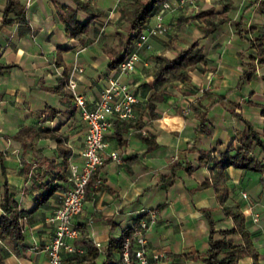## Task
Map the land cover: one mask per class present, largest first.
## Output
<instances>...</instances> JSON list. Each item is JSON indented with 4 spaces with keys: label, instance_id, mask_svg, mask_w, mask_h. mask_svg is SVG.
<instances>
[{
    "label": "crops",
    "instance_id": "obj_1",
    "mask_svg": "<svg viewBox=\"0 0 264 264\" xmlns=\"http://www.w3.org/2000/svg\"><path fill=\"white\" fill-rule=\"evenodd\" d=\"M12 1L13 7L4 14L8 0H0V63L10 64L0 73V202L6 181L26 210V235L18 252L5 246L3 255L7 264H47L44 243L54 229L47 217L58 205L68 176L55 179L62 185L44 201L36 204V195L43 189L40 183L58 169L47 159L58 162L59 147L69 148L68 163L81 160L86 130L64 74L77 63L82 70L75 72L76 90L88 103L98 96L108 76L117 71L109 62L115 29L122 21L121 8L128 0H89L88 8H78L74 16L79 21L94 14L81 36L69 35L61 17L65 12L61 5L74 7L75 0ZM225 5L228 19L204 32L202 20L193 14L206 8L222 12ZM164 18L168 30L150 35L149 46L141 48L135 67L119 75L138 100L131 117L113 116L104 130L101 152L105 158L91 175L81 208L73 216L79 237L98 240L102 246L110 237L131 229L146 208H155L158 217L147 229L148 248L164 253L155 264H203L209 222L202 207L210 208L214 226L219 228L232 224L223 205L238 203L259 253L258 264H264V174L226 166L228 190L219 200L211 185H200L216 167L212 161L198 162L200 149L214 148L216 153L224 149L245 120L259 130L264 128V64L257 66L250 80L238 84L239 52L251 48L247 37L238 34L231 23L241 18L246 27L262 25L264 0H193ZM195 39L202 46L204 61L191 70L190 80H176L175 85L156 81L154 55H174ZM154 88L163 92L155 106L158 116L150 117L145 104ZM203 89L202 101L211 102L206 130L198 126L192 109L184 114L176 111L196 101ZM112 149L118 151L120 160L108 155ZM254 152L263 155L259 146ZM97 175L101 181L96 184ZM254 211L257 219L252 217ZM249 262L252 259L246 256L234 264Z\"/></svg>",
    "mask_w": 264,
    "mask_h": 264
},
{
    "label": "trees",
    "instance_id": "obj_2",
    "mask_svg": "<svg viewBox=\"0 0 264 264\" xmlns=\"http://www.w3.org/2000/svg\"><path fill=\"white\" fill-rule=\"evenodd\" d=\"M160 1L128 0L122 5L120 19L123 22L115 29L116 42L112 47L110 66L117 65L128 53L131 44L138 36L142 27L149 21L156 4ZM75 3L76 6L74 7L61 5L65 11L61 17L65 30L69 35L81 36L86 31L94 14L79 21L74 16L76 10L78 8H88L90 1L75 0ZM13 4L14 2L12 0H8L4 14L13 7ZM225 9H227V5H225L222 12H214L212 8L200 9L193 15L202 20L203 23L200 27L204 32H207L212 31L224 19H228V16L224 12ZM231 23L238 34L247 37L248 46L251 48L247 52L243 50L239 52L240 65L242 66L238 76L239 84L250 80L256 74L257 66L264 64V23L262 25H249L246 27L242 24L241 18L231 19ZM248 32L252 33V37L248 35ZM154 59L155 64L152 68L154 79L158 82L163 81L175 85L174 82L176 80L182 81L183 83L190 80L191 70L196 68L200 62L204 61V53L202 46L195 39L177 49L174 55L170 56L159 53L154 55ZM9 65V63H0V73L4 67ZM67 72L64 74L65 79ZM261 76L264 78V70L261 72ZM162 92V89L154 88L147 95L145 108L150 117L158 116V111L155 110V106L162 99ZM204 92L205 89L197 96L196 101H189L188 107L199 118L198 126L206 130V112L211 102L207 104L202 101ZM176 111L183 113L181 106ZM261 113L264 116V103L261 107ZM23 129H20L19 132ZM143 137L147 142L151 143V139L148 136ZM58 140L60 139L58 138ZM59 144L61 145V143H58V146H60ZM257 146L263 152L262 157H258L254 152ZM69 152L68 147L62 146V148L59 147L58 154L61 156V159L58 162L53 158L47 159L50 166H57L58 169L55 173L50 172L49 178L40 183L43 189L36 195V204L44 201L54 189L62 185L61 182L58 183L55 179L63 180L67 178ZM208 161H212L213 166L216 167V171L210 177L204 178L200 182V185H211L218 199L222 200L228 190L225 183L227 176L225 171L226 166L233 165L259 170L264 174V128L259 130L249 121L245 120L244 127L235 131L232 139L226 144L224 149L217 153L214 151V148L200 149L198 162L205 163ZM90 181L91 177L86 184V188ZM3 187V196L0 202V264H7L3 255L5 246H8L14 252H18L23 245L26 235V210L20 207L6 181H4ZM222 208L224 214L231 217L232 224L230 226L216 228L210 208L202 207V211L209 222L207 246L201 253L203 264H234L238 259L246 256L252 259V264H258L259 253L253 245L250 232L245 225V215L238 203L224 204ZM129 231L130 229H127L118 237H110L102 246H97L89 238L78 237L77 240L80 239V241L85 243V250L81 253L65 254L60 264H124L121 256V243L123 235Z\"/></svg>",
    "mask_w": 264,
    "mask_h": 264
},
{
    "label": "built area",
    "instance_id": "obj_3",
    "mask_svg": "<svg viewBox=\"0 0 264 264\" xmlns=\"http://www.w3.org/2000/svg\"><path fill=\"white\" fill-rule=\"evenodd\" d=\"M186 2L192 3L193 0H161L156 4L151 19L142 27L128 53L117 63L116 73L108 76L107 82L91 103H88L84 95L76 90L75 72L81 71L82 67L77 63L70 66L66 86L86 122V130L80 149L81 160L69 161V183L62 189L58 205L47 217L54 223L52 235L44 243L47 264H59L64 254L81 253L85 250V243L77 240L80 229L74 224L73 216L81 208L89 178L105 158L101 152L105 145V128L112 124L113 116L131 117L134 113V103L138 100L135 91L126 81L121 80L119 75L135 67L141 48L149 46L150 35L162 34L168 30L165 14ZM188 110V105L182 108L183 112ZM108 155L116 160L121 158L115 149L110 150ZM100 181L101 178L97 175L95 183ZM242 194L245 195V192L242 191ZM157 217L155 208H146L130 231L123 235L121 256L124 264H155L164 254L163 251L148 248L147 229ZM252 217L257 219L258 213L254 211ZM93 242L101 246L100 241Z\"/></svg>",
    "mask_w": 264,
    "mask_h": 264
},
{
    "label": "rangeland",
    "instance_id": "obj_4",
    "mask_svg": "<svg viewBox=\"0 0 264 264\" xmlns=\"http://www.w3.org/2000/svg\"><path fill=\"white\" fill-rule=\"evenodd\" d=\"M123 21H121L120 23H122Z\"/></svg>",
    "mask_w": 264,
    "mask_h": 264
}]
</instances>
